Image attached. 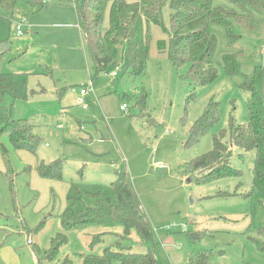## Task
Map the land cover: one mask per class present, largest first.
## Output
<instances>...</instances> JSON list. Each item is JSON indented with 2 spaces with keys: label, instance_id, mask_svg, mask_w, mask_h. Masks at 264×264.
Here are the masks:
<instances>
[{
  "label": "rangeland",
  "instance_id": "obj_1",
  "mask_svg": "<svg viewBox=\"0 0 264 264\" xmlns=\"http://www.w3.org/2000/svg\"><path fill=\"white\" fill-rule=\"evenodd\" d=\"M81 1L20 2L14 11L0 9V39L13 44L3 68L25 78L30 90L27 99L7 95L4 103L11 106L12 120H28L40 136L31 150L17 148L8 133L0 135V264H83L81 254L102 253L123 233L120 222L67 229L62 215L70 204L81 210L116 200L111 186L118 173L127 174L153 228L149 242L133 229L120 238L124 243L137 251L151 247L159 264H194L198 252L209 254L208 264H264V193L253 182L255 151L232 147L231 163L241 176L205 184L191 169L193 158L213 149L215 133H229L231 117L235 123L250 121L246 76L228 74L223 57L243 51L238 61L249 76L264 67V15L256 30L234 23L233 49L224 28L212 25L218 76L203 85L189 76L188 64L171 62L169 35L154 22L146 75L126 73L125 42L118 69L98 72L79 27ZM22 19L24 33L18 35L16 23ZM164 22L169 26V6ZM114 70L119 75L112 76ZM84 85L91 91L83 97ZM212 101L219 103L220 120L198 141H188L192 125ZM42 162L50 174L44 175ZM59 233L67 241L46 259ZM100 233L104 239L91 249Z\"/></svg>",
  "mask_w": 264,
  "mask_h": 264
},
{
  "label": "trees",
  "instance_id": "obj_2",
  "mask_svg": "<svg viewBox=\"0 0 264 264\" xmlns=\"http://www.w3.org/2000/svg\"><path fill=\"white\" fill-rule=\"evenodd\" d=\"M226 1L231 5H215L213 0H82L77 5V14L79 27L98 72L117 66L119 47L125 42L123 60L126 73L132 78L146 75L152 39L150 24L154 22L161 25L169 35L171 62L177 66L188 64L189 76L195 82L205 85L214 82L218 76V69L213 63L217 38L211 30L212 25L224 28L229 49H233L238 40L234 23L256 30L260 17L264 15V0ZM20 2L32 6L45 4L44 0H0V9L14 11ZM166 6L170 8L169 26L164 22ZM12 48V41L0 39V135L8 133L17 148L35 150L40 136L33 132V125L26 119L12 120L11 106L4 103L7 95L14 101L25 100L30 91L25 78H18V74L3 68L4 60ZM242 52L228 51L223 57L224 67L228 74L246 76L243 87L249 93L247 106L250 121L235 123L231 117L229 133L226 129L215 133L213 149L193 158L191 169L199 171L198 179L205 184L224 177L241 176V170L231 163L232 147L254 150L253 182L264 193V67L256 68L253 76L245 74L238 61ZM145 100L146 92L139 97L140 103ZM219 120V103L212 101L192 125L188 141H198ZM40 169L44 175L50 174L44 162ZM58 174L62 176L60 171ZM111 187L116 200L98 202L81 210H76L70 204L62 215L63 225L67 229L115 221L124 227L123 233H117V240L106 245L102 253L81 254L83 264H159L151 247L137 251L132 244L120 240L128 237L133 229L141 241L149 242L153 238L150 218L141 206L127 174L118 173V179L112 182ZM204 232L206 230L198 234ZM198 234L190 232L189 236L194 239ZM59 236L60 240L46 254V259H53L59 247L67 241L65 234L59 233ZM103 239L101 233L95 235L89 247L93 249ZM37 252H41V249ZM191 260L194 264H208L209 254L198 252Z\"/></svg>",
  "mask_w": 264,
  "mask_h": 264
},
{
  "label": "built area",
  "instance_id": "obj_3",
  "mask_svg": "<svg viewBox=\"0 0 264 264\" xmlns=\"http://www.w3.org/2000/svg\"><path fill=\"white\" fill-rule=\"evenodd\" d=\"M44 2H48V0H44ZM23 22H24V19H22L21 21H19V22L16 23V32H17L18 35H21V34L24 33V30H23ZM116 69H118V66H116ZM118 74H119V73H118L117 70H114V71L112 72V76H117ZM90 90H91V89H90L87 85H85L84 87L81 88V93H82L83 95H86V94H89V93H90ZM80 102L82 103V105H83L85 108L88 107V104L85 103L83 100H81ZM121 108H122L124 111H128L126 104H123V105L121 106ZM157 166H158V167H163V165H162L161 163H158ZM28 242L31 243V242H32L31 239H29Z\"/></svg>",
  "mask_w": 264,
  "mask_h": 264
},
{
  "label": "crops",
  "instance_id": "obj_4",
  "mask_svg": "<svg viewBox=\"0 0 264 264\" xmlns=\"http://www.w3.org/2000/svg\"><path fill=\"white\" fill-rule=\"evenodd\" d=\"M49 1V0H48ZM119 75V74H118ZM85 86V85H84ZM83 86V87H84ZM82 88V87H81ZM91 91V90H90ZM80 93H81V89H80ZM90 94V93H89ZM81 95L84 97V96H87L88 94H86V95H83L82 93H81ZM81 101V100H80ZM81 103V102H80ZM82 104V103H81ZM83 106V105H82ZM84 107V106H83ZM85 108V107H84ZM87 108V107H86Z\"/></svg>",
  "mask_w": 264,
  "mask_h": 264
},
{
  "label": "water",
  "instance_id": "obj_5",
  "mask_svg": "<svg viewBox=\"0 0 264 264\" xmlns=\"http://www.w3.org/2000/svg\"><path fill=\"white\" fill-rule=\"evenodd\" d=\"M163 169L161 168V171H162ZM195 176H192L191 178H194Z\"/></svg>",
  "mask_w": 264,
  "mask_h": 264
}]
</instances>
